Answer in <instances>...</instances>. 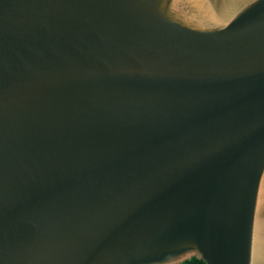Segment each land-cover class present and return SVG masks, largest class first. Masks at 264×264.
<instances>
[{
    "label": "water",
    "instance_id": "obj_1",
    "mask_svg": "<svg viewBox=\"0 0 264 264\" xmlns=\"http://www.w3.org/2000/svg\"><path fill=\"white\" fill-rule=\"evenodd\" d=\"M264 264V0H0V264Z\"/></svg>",
    "mask_w": 264,
    "mask_h": 264
},
{
    "label": "trees",
    "instance_id": "obj_2",
    "mask_svg": "<svg viewBox=\"0 0 264 264\" xmlns=\"http://www.w3.org/2000/svg\"><path fill=\"white\" fill-rule=\"evenodd\" d=\"M181 264H204L201 260L192 258L191 260H187Z\"/></svg>",
    "mask_w": 264,
    "mask_h": 264
}]
</instances>
